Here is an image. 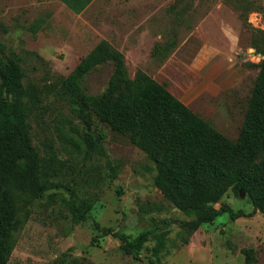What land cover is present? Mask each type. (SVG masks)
Here are the masks:
<instances>
[{
    "label": "rangeland",
    "instance_id": "obj_1",
    "mask_svg": "<svg viewBox=\"0 0 264 264\" xmlns=\"http://www.w3.org/2000/svg\"><path fill=\"white\" fill-rule=\"evenodd\" d=\"M102 41L124 55L130 78L143 70L236 141L264 58V0H93L80 14L61 0H0V68L12 59L22 70L31 144L49 184L21 194L27 222L8 264H246L243 250L264 264V212L246 196L229 192L216 208L247 217L191 231L155 186L146 154L62 96V81ZM113 71L97 67L88 94L104 93ZM83 204L77 222L72 208ZM103 229L129 240L150 232L140 260Z\"/></svg>",
    "mask_w": 264,
    "mask_h": 264
},
{
    "label": "trees",
    "instance_id": "obj_2",
    "mask_svg": "<svg viewBox=\"0 0 264 264\" xmlns=\"http://www.w3.org/2000/svg\"><path fill=\"white\" fill-rule=\"evenodd\" d=\"M82 13L93 0H61ZM114 67L104 93L90 95L85 82L99 66ZM23 73L9 59L0 68V264H8L17 235L27 218L19 206L21 194L36 197L48 189L41 160L33 148L25 106ZM61 94L81 116L90 108L99 120L131 143L156 165L155 186L191 221V231L229 214L231 220L247 217L221 203L229 192L246 196L256 212H264V58L236 141L214 129L143 70L130 78L124 55L102 41L62 81ZM73 206L77 222L85 219V206ZM103 236L120 241V249L135 260L149 241L150 232L133 240L111 229ZM166 249L159 239L152 253ZM253 250H243L246 264H255ZM154 264V262H152Z\"/></svg>",
    "mask_w": 264,
    "mask_h": 264
},
{
    "label": "water",
    "instance_id": "obj_3",
    "mask_svg": "<svg viewBox=\"0 0 264 264\" xmlns=\"http://www.w3.org/2000/svg\"><path fill=\"white\" fill-rule=\"evenodd\" d=\"M244 195L243 194H241V197H243Z\"/></svg>",
    "mask_w": 264,
    "mask_h": 264
}]
</instances>
